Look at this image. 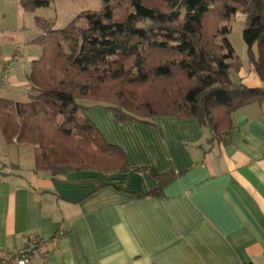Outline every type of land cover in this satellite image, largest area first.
<instances>
[{"label":"crops","instance_id":"0c3cea01","mask_svg":"<svg viewBox=\"0 0 264 264\" xmlns=\"http://www.w3.org/2000/svg\"><path fill=\"white\" fill-rule=\"evenodd\" d=\"M6 64L0 87L12 80ZM233 78L264 86L249 61ZM86 114L130 164L53 178L34 170L32 146L1 133L0 251L42 238L30 264H264V101L233 114L227 142L194 118L119 124L101 105ZM150 168L173 176L159 189Z\"/></svg>","mask_w":264,"mask_h":264},{"label":"trees","instance_id":"16d2710c","mask_svg":"<svg viewBox=\"0 0 264 264\" xmlns=\"http://www.w3.org/2000/svg\"><path fill=\"white\" fill-rule=\"evenodd\" d=\"M52 2L20 4L27 12ZM237 12L245 15L248 61L264 84V0H102L100 10L83 11L63 28L36 17L41 54L28 75L29 99L0 97V132L9 144L32 146L34 170L53 178L130 164L86 114L92 106H105L119 124L194 118L212 140L227 142L233 114L264 101V86L233 78L243 61L224 24ZM172 176L159 175V189ZM36 240L29 257L47 243Z\"/></svg>","mask_w":264,"mask_h":264},{"label":"rangeland","instance_id":"374dc122","mask_svg":"<svg viewBox=\"0 0 264 264\" xmlns=\"http://www.w3.org/2000/svg\"><path fill=\"white\" fill-rule=\"evenodd\" d=\"M20 1L0 0V67L4 62H9L14 55L18 57L14 62V68H11L12 80L1 85L0 93L5 90L6 98L27 101L29 99L28 75L32 64L30 57L33 54H41V47L33 42L39 33L35 22L36 17L49 19L54 22L55 28H63L83 11L100 10L102 0H53L50 6L27 12L22 9ZM81 23L86 24L83 19ZM224 25L228 27L227 36L235 49V54L244 64H247V47L242 37L245 15L237 12ZM218 41L221 39L219 38ZM1 139L5 141L3 135Z\"/></svg>","mask_w":264,"mask_h":264},{"label":"built area","instance_id":"2783aa9c","mask_svg":"<svg viewBox=\"0 0 264 264\" xmlns=\"http://www.w3.org/2000/svg\"><path fill=\"white\" fill-rule=\"evenodd\" d=\"M14 56L6 65L4 75H3V79H6L8 77L9 71L13 67L15 60L18 59L17 56H15V57ZM63 234H64V232L60 230L59 235H63ZM36 242H37V240L34 241L30 245V247L27 248L26 250H24V251L22 250V251H19L17 253H12L8 250L0 251V264H30V257L28 255V253L31 250V248H35V247L37 248ZM41 248L43 251L45 248V245H43Z\"/></svg>","mask_w":264,"mask_h":264},{"label":"water","instance_id":"95a60500","mask_svg":"<svg viewBox=\"0 0 264 264\" xmlns=\"http://www.w3.org/2000/svg\"><path fill=\"white\" fill-rule=\"evenodd\" d=\"M36 248V247H35Z\"/></svg>","mask_w":264,"mask_h":264}]
</instances>
